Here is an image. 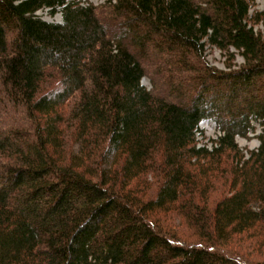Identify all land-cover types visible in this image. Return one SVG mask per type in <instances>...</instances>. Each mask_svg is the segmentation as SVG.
Wrapping results in <instances>:
<instances>
[{
	"label": "trees",
	"instance_id": "obj_1",
	"mask_svg": "<svg viewBox=\"0 0 264 264\" xmlns=\"http://www.w3.org/2000/svg\"><path fill=\"white\" fill-rule=\"evenodd\" d=\"M255 1L0 0V264H264Z\"/></svg>",
	"mask_w": 264,
	"mask_h": 264
},
{
	"label": "rangeland",
	"instance_id": "obj_2",
	"mask_svg": "<svg viewBox=\"0 0 264 264\" xmlns=\"http://www.w3.org/2000/svg\"><path fill=\"white\" fill-rule=\"evenodd\" d=\"M78 1H81L83 3H90L97 8H102L106 4V0H78ZM254 10H256L258 12H264V0H256ZM39 15L44 20H46L48 22H57V23L61 22V16L60 15L56 16L55 18H50L49 16H47L44 13H40ZM256 30H260L263 32L264 28L262 26H257ZM235 55H236L235 61H234V64H232V65L240 66L241 64H243V59L239 55H237V54H235ZM208 61L214 67H216L220 70H226V66L228 64V56L226 54H223V53L217 51V50H214L212 52H208ZM142 84L148 90H152L153 85H152V82L150 80V77L144 78L142 81ZM200 129L203 130L207 139L213 140V139H216V137L218 136L216 126L213 122L205 121V122L201 123ZM256 129H257L256 133L254 135H250L248 139L237 138V142H238L239 146L245 152L254 151V150H257L259 148L260 144L256 138V135L261 131V128H260V126H257Z\"/></svg>",
	"mask_w": 264,
	"mask_h": 264
}]
</instances>
